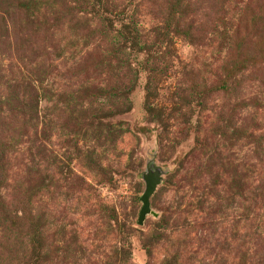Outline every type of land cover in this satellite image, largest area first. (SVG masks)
Segmentation results:
<instances>
[{
	"label": "rangeland",
	"instance_id": "374dc122",
	"mask_svg": "<svg viewBox=\"0 0 264 264\" xmlns=\"http://www.w3.org/2000/svg\"><path fill=\"white\" fill-rule=\"evenodd\" d=\"M0 264H264V0H0Z\"/></svg>",
	"mask_w": 264,
	"mask_h": 264
},
{
	"label": "water",
	"instance_id": "95a60500",
	"mask_svg": "<svg viewBox=\"0 0 264 264\" xmlns=\"http://www.w3.org/2000/svg\"><path fill=\"white\" fill-rule=\"evenodd\" d=\"M145 180H146V189L141 196V200H142L143 204H142V207H141V210L139 213V218H138V222L141 224L143 223V221L146 217V214L150 210L149 196L155 190L156 185L161 180V174H160L159 170L156 168H154V169L149 168L147 170V172L145 173Z\"/></svg>",
	"mask_w": 264,
	"mask_h": 264
}]
</instances>
